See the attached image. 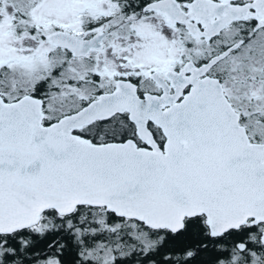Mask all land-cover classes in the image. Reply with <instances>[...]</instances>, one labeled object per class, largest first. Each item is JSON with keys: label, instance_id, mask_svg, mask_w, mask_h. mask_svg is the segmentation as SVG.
Masks as SVG:
<instances>
[{"label": "snow or ice", "instance_id": "1", "mask_svg": "<svg viewBox=\"0 0 264 264\" xmlns=\"http://www.w3.org/2000/svg\"><path fill=\"white\" fill-rule=\"evenodd\" d=\"M0 264H264V0H0Z\"/></svg>", "mask_w": 264, "mask_h": 264}]
</instances>
